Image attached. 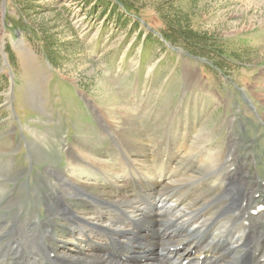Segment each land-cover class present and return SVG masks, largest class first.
Returning a JSON list of instances; mask_svg holds the SVG:
<instances>
[{
    "label": "rangeland",
    "instance_id": "1",
    "mask_svg": "<svg viewBox=\"0 0 264 264\" xmlns=\"http://www.w3.org/2000/svg\"><path fill=\"white\" fill-rule=\"evenodd\" d=\"M125 129L154 139L143 147L152 158L179 156L182 171L219 152L222 169L233 149L232 186L264 204V0H0V264L88 250L72 233L81 219L53 207L50 220L51 201L68 199L56 172L68 173L70 152L114 163ZM201 130L208 137L197 140ZM194 140L204 145L188 154ZM207 170L160 195L190 194L200 225L217 228L213 206L224 197L210 188L227 182ZM68 201L73 215L86 207Z\"/></svg>",
    "mask_w": 264,
    "mask_h": 264
},
{
    "label": "bare ground",
    "instance_id": "2",
    "mask_svg": "<svg viewBox=\"0 0 264 264\" xmlns=\"http://www.w3.org/2000/svg\"><path fill=\"white\" fill-rule=\"evenodd\" d=\"M128 111L126 125L129 129L135 128L132 112ZM123 131L128 146L122 148L121 156H114V163L86 152H81V156L70 152L68 173L56 172L58 180L64 184L61 186L65 196L82 199L85 203L81 204L89 209L76 210L73 215L74 210H66L67 203L72 207L68 199L64 202L60 199L57 205L51 201L48 210L53 223L54 218L59 216L53 207L64 210L65 218L75 216L76 221L81 219V225L73 224L72 233L75 238L84 240L88 249L84 254H73L70 258L61 253L54 264H264V211L259 210V203L252 204L251 195L246 193L244 185L232 186L231 182L237 175L230 167L236 158L233 149L227 152L225 160L223 158L225 168L217 166L222 160L219 152L210 155L197 171L189 168L182 171L183 167L178 164L181 160L179 156H169L166 163L167 158L160 152L154 151L153 158L149 155L143 147H150L154 139L143 141L131 131ZM207 137L202 130L197 134V140ZM197 140L190 143L192 146L188 154H193L204 145ZM230 158L233 160L229 163ZM123 159L125 167H120L118 164ZM210 167L214 169V174L220 173L227 182L226 185L210 188L214 191V199L224 197L213 206L217 228L212 223L200 225V215L190 211L197 202L190 199L194 198L190 194H179L174 200L167 197L161 199L160 195L176 184H190L208 174ZM180 170L182 174H179ZM78 171L80 177L76 179ZM96 173L104 178L105 184L97 180L93 175ZM109 194L112 197H108ZM54 195L58 199L60 192L56 190ZM187 211L191 213L183 214L189 213ZM91 220L95 223H90ZM36 221L42 224L38 218ZM168 224H174L176 230L164 229ZM29 226L32 227V224ZM76 229L80 232L74 231ZM30 232L32 234V230ZM164 242L165 248H162ZM236 247H242L244 252L236 253ZM48 248L50 253L54 252L52 246Z\"/></svg>",
    "mask_w": 264,
    "mask_h": 264
},
{
    "label": "water",
    "instance_id": "3",
    "mask_svg": "<svg viewBox=\"0 0 264 264\" xmlns=\"http://www.w3.org/2000/svg\"><path fill=\"white\" fill-rule=\"evenodd\" d=\"M3 8H4V6H3Z\"/></svg>",
    "mask_w": 264,
    "mask_h": 264
}]
</instances>
